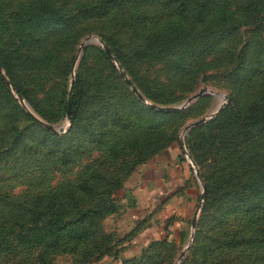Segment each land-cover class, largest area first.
Returning <instances> with one entry per match:
<instances>
[{
    "label": "rangeland",
    "instance_id": "rangeland-1",
    "mask_svg": "<svg viewBox=\"0 0 264 264\" xmlns=\"http://www.w3.org/2000/svg\"><path fill=\"white\" fill-rule=\"evenodd\" d=\"M171 157L197 205L143 238ZM0 264H264V0H0Z\"/></svg>",
    "mask_w": 264,
    "mask_h": 264
},
{
    "label": "crops",
    "instance_id": "crops-1",
    "mask_svg": "<svg viewBox=\"0 0 264 264\" xmlns=\"http://www.w3.org/2000/svg\"><path fill=\"white\" fill-rule=\"evenodd\" d=\"M148 176L133 179L132 195L136 205L129 208L130 223L135 226L141 219L149 218L147 222V236L163 235L167 226L165 221L174 217L170 229L177 234L187 229L189 219L194 213L199 199V180H195L191 169L185 161L171 157L162 166L147 172ZM182 237V236H181ZM139 239L140 242L142 239ZM143 243V242H142ZM141 245V244H140ZM139 245V246H140ZM134 246L131 252H137Z\"/></svg>",
    "mask_w": 264,
    "mask_h": 264
},
{
    "label": "water",
    "instance_id": "water-1",
    "mask_svg": "<svg viewBox=\"0 0 264 264\" xmlns=\"http://www.w3.org/2000/svg\"><path fill=\"white\" fill-rule=\"evenodd\" d=\"M94 40H95V38H89V39H87V40L83 43V46H84L88 41H94ZM204 93H205L204 90H202V91L196 93L194 96H192L191 98L188 99V102H193L194 100H196V99H198L200 96H202ZM138 95H139V97H140L141 99H144L142 95H140V94H138ZM71 105H72V104H71V102H70V103H69V115L71 114ZM153 106H154V107H157V106H155V105H153ZM157 108H161V107H157ZM161 109H171V108H161ZM220 110H221V108H219V111H220ZM202 122H203V119L191 123L190 125H188V126L186 127L185 132H187V131H189L191 128H193V127H195V126L201 124ZM60 128H62V127H60Z\"/></svg>",
    "mask_w": 264,
    "mask_h": 264
}]
</instances>
